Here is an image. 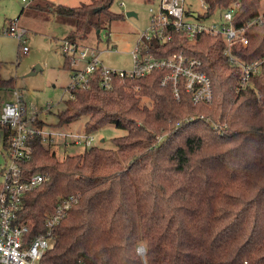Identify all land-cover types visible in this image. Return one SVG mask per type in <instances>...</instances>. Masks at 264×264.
Segmentation results:
<instances>
[{"label":"trees","instance_id":"1","mask_svg":"<svg viewBox=\"0 0 264 264\" xmlns=\"http://www.w3.org/2000/svg\"><path fill=\"white\" fill-rule=\"evenodd\" d=\"M148 2L153 0H147ZM209 13L239 2L236 27L251 25L250 46L237 43L232 52L245 61L264 59L263 0H204ZM114 0L80 6L46 3L39 8L71 20L65 40L77 44L108 20H121ZM221 35L197 33L191 40L173 31L169 41L153 39L143 55L198 58L212 83L211 102H194L180 86L177 97L162 80L168 69L138 77L113 75L101 86V69L86 87L71 88L55 126L89 116L86 133L114 124L126 130L115 137V149L93 145L80 153L57 156L50 144L34 136L28 174L49 179L27 192L20 221L31 236L52 230L55 244L43 262L49 264H264V63L242 85L241 67L225 53ZM64 68L73 71V56L64 52ZM0 89L13 90L3 78ZM35 124L46 123L38 119ZM2 147H10V131ZM66 214L53 226L48 219L59 206ZM146 248L145 262L138 254Z\"/></svg>","mask_w":264,"mask_h":264},{"label":"built area","instance_id":"2","mask_svg":"<svg viewBox=\"0 0 264 264\" xmlns=\"http://www.w3.org/2000/svg\"><path fill=\"white\" fill-rule=\"evenodd\" d=\"M200 1V11L189 9L186 6V0H159L157 9L150 8L151 23L136 43L133 50L134 65L130 71L104 67L98 60V52L95 48L82 49L81 56L88 59V65L84 69L76 68L78 71L75 69L72 71L69 86L71 88L86 87L89 76L99 68L102 87H110L113 75L138 77L150 74L155 69H168L162 84H171L177 97H180V86H183L192 95L194 102H211L213 98L211 79L202 70V62L198 58L184 54H176L170 58H157L153 54L141 53L142 46L153 39L160 43L169 41L173 31H184L191 40L201 32L221 35L226 43L225 53L230 62L241 67L242 85L249 84L251 77L261 70L264 59L245 61L234 55L232 50L237 43L244 47L250 46L246 32L251 25L261 20V16L247 25L236 27L233 20L239 9V2H234L225 9H217L211 14L204 0ZM189 17L195 18L196 21L189 20ZM7 32L19 38L23 48L21 55H27L28 47L25 45L27 39H22L24 30L10 25ZM65 42L68 52L69 47H72L70 54H74V57L78 50L77 44ZM76 63L75 58L73 65ZM13 94L15 99L5 101L0 114V125L6 127L11 133L10 147L4 153L5 163L0 171V264H49L43 262V259L55 244L52 230L31 236V227L20 221L19 213L25 194L49 179L47 174L30 175L26 170V164L31 160L33 152L30 140L34 136H39L44 143L55 144L54 141L59 133L45 126H37L35 124L37 117H27L21 94L17 90H14ZM62 136L65 138L62 139V146L66 148L81 143L90 146L93 140L91 135L81 134L79 131L63 133ZM67 208H69L68 203L59 206L57 213L48 219L47 225L53 226L58 223L66 214ZM137 252L145 262L146 248L143 244L138 245ZM79 264H85V262L79 261ZM244 264L250 263L245 261Z\"/></svg>","mask_w":264,"mask_h":264},{"label":"rangeland","instance_id":"3","mask_svg":"<svg viewBox=\"0 0 264 264\" xmlns=\"http://www.w3.org/2000/svg\"><path fill=\"white\" fill-rule=\"evenodd\" d=\"M92 1L0 0V61L3 62L1 75L3 78L15 80L13 90L0 89V112L5 101L15 99L13 92L17 90L21 94L27 117H37L46 123L45 128L48 127L59 133L54 141L55 144H50L59 158H63L66 153H80L93 145L117 150L113 139L127 133L126 130L109 124L88 134L84 132V129L86 122L90 119L89 116L81 117L64 126H55L58 122L57 113L65 109L66 102L71 97L68 86L71 83L72 71L64 68L63 55L64 51L67 55H74L70 54L72 47H69L68 52L65 44V37L74 24L71 20L58 17L55 12L40 9L39 5L45 7L46 3H51L53 6L64 4L75 7ZM158 4L159 0L150 2L114 0L111 9L123 13L125 17L121 20L106 21L104 28L100 31L92 30L85 40L78 42L76 47L78 50L73 57L74 60L76 58L77 63L72 64L73 68L84 69L88 65V59L81 56V50L88 47L97 50L98 60L104 67L132 70L136 42L150 26L152 17L150 8L157 9ZM200 5V0H186V6L189 9L200 11ZM261 11H264V0ZM188 19L196 21L195 18ZM10 25L24 30L22 39H27L25 42L28 47L27 55H21L23 48L19 38L7 32ZM37 67L41 69L36 71ZM33 71H36L35 74H31ZM77 131L91 135L93 137L91 145L85 146L81 143L69 148L63 147L62 139L65 138L62 134ZM2 134L3 131L0 130V137ZM4 153L0 140V171L5 163Z\"/></svg>","mask_w":264,"mask_h":264},{"label":"water","instance_id":"4","mask_svg":"<svg viewBox=\"0 0 264 264\" xmlns=\"http://www.w3.org/2000/svg\"><path fill=\"white\" fill-rule=\"evenodd\" d=\"M128 15H131V13H128ZM195 15H196V13H195ZM39 69H41V67H37L36 71ZM36 71H33L31 74H35Z\"/></svg>","mask_w":264,"mask_h":264},{"label":"crops","instance_id":"5","mask_svg":"<svg viewBox=\"0 0 264 264\" xmlns=\"http://www.w3.org/2000/svg\"><path fill=\"white\" fill-rule=\"evenodd\" d=\"M132 15V14H131ZM139 39V38H138ZM138 41V40H137ZM137 43V42H136ZM1 109H2V107H1ZM1 113V112H0Z\"/></svg>","mask_w":264,"mask_h":264}]
</instances>
